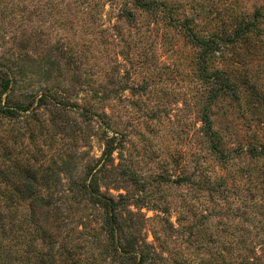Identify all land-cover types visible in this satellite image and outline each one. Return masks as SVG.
Listing matches in <instances>:
<instances>
[{"label": "rangeland", "instance_id": "374dc122", "mask_svg": "<svg viewBox=\"0 0 264 264\" xmlns=\"http://www.w3.org/2000/svg\"><path fill=\"white\" fill-rule=\"evenodd\" d=\"M164 1L168 8L155 16L130 0H0V62L16 67L28 90L52 89L69 100L66 131L57 112L43 138L54 170L84 177L102 156L103 133L115 134L119 149L98 175L101 190L114 198L128 193L133 205L140 193L120 171L137 173L155 207L141 211L152 219L142 234L153 242L149 229L162 233L160 218L177 227L158 248L159 263L222 264L218 254L231 249L264 204V158L248 153L264 144V0ZM258 10L263 34L238 52L227 46L213 64L229 71L240 91L239 100L222 97L212 106L226 150L220 160L201 131L207 90L198 76L199 50L175 19L189 18L203 35L222 38ZM86 109L105 120H86ZM63 205L71 210L60 216L67 225L59 239L70 231L83 257L106 250L98 210Z\"/></svg>", "mask_w": 264, "mask_h": 264}, {"label": "trees", "instance_id": "16d2710c", "mask_svg": "<svg viewBox=\"0 0 264 264\" xmlns=\"http://www.w3.org/2000/svg\"><path fill=\"white\" fill-rule=\"evenodd\" d=\"M130 1L135 9L155 16L168 8L164 0ZM128 16H134L133 12L128 11ZM261 16V11H256L253 17L242 19L222 38L203 35L197 24H189V18L175 19L176 26L185 30L190 42L199 50L198 76L207 90L201 109V131L209 150L220 160L226 158V150L214 127L212 106L222 97L239 100L240 91L232 83L230 72L213 67V64L227 46H232L235 53L242 46L249 47L252 37L263 34L259 25ZM168 17L172 18L171 15ZM14 68L0 62V264H161L159 259L163 257L158 248H166L167 231L175 232L177 227L169 219L160 218L164 225L162 233L149 229L153 242L142 234L146 223L152 219L141 211L155 207L146 202L143 195L146 186L137 173L128 168L120 171V175L140 193L133 205L128 193H120L114 198L101 190L98 175L109 162L114 164V153L119 149L118 137L110 136L108 131L103 133L105 148L102 156L94 166L87 168L84 177L75 178L72 172L61 173L62 167L54 170L48 164L51 159L43 149V138L54 126L53 121L59 119L57 112L64 124L63 132L66 131L71 104L68 99H59L52 89L39 94L28 90L23 85L26 80L17 78ZM82 115L86 120L93 116L105 120L102 115H94L87 109ZM37 132L43 136H39L40 140L35 138ZM248 153L252 158H264V144L250 147ZM116 169L120 167L115 166ZM63 174L67 178L66 187ZM174 182L179 184L182 180L179 178ZM69 202L84 203L98 210L102 216L100 234L104 236L106 250L83 257L69 239L70 231L65 232L67 237L59 239L60 230L67 225L60 216L64 210H71L63 204ZM131 205L137 211L131 209ZM260 208L258 217L249 221L243 235L233 239L231 249L218 254L222 264L224 259H229L230 264H264V204ZM163 212L168 213L169 209Z\"/></svg>", "mask_w": 264, "mask_h": 264}]
</instances>
